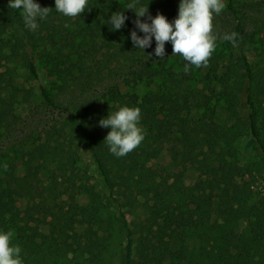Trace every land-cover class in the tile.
<instances>
[{"label":"trees","instance_id":"1","mask_svg":"<svg viewBox=\"0 0 264 264\" xmlns=\"http://www.w3.org/2000/svg\"><path fill=\"white\" fill-rule=\"evenodd\" d=\"M131 2L88 0L89 9L71 18L55 9V0H43L40 6L51 10L33 31L25 27L22 10L0 0V126L17 115L15 64L23 59L41 77L30 48H40L47 75L62 91L105 85L101 94L66 107L41 86L44 100L65 114L28 143L16 162L0 160V230L13 231L24 264H264V186L256 187L264 173V70L247 56L249 35L238 0H225L238 19L228 31L238 34L236 57L224 63L216 50L206 67L185 72L180 55H145L125 78L128 84L158 85L142 96L124 92L118 82L105 84L113 63L141 50L131 40L132 31L144 35L135 11L124 9ZM179 4L139 0L138 7L149 9L140 19L151 23L149 17L159 13L173 22ZM117 11L127 19L111 30L107 22ZM122 106L140 108L145 138L117 157L104 140L111 129L99 121ZM246 131L261 161L243 162L238 140ZM85 151L109 193L81 165ZM165 154L168 164L146 168ZM190 172L197 175L192 183ZM119 199L139 207L144 218L129 222L123 215L118 222L112 207ZM67 207L79 212L82 232L68 231ZM39 215L48 231L32 224Z\"/></svg>","mask_w":264,"mask_h":264},{"label":"rangeland","instance_id":"2","mask_svg":"<svg viewBox=\"0 0 264 264\" xmlns=\"http://www.w3.org/2000/svg\"><path fill=\"white\" fill-rule=\"evenodd\" d=\"M35 2L42 5L43 0H36ZM223 2L225 8L220 14L215 15L213 20L214 32L218 37L214 52H217L216 50H222V60L224 63H228L232 55L234 58L236 57L238 47L236 44L234 46L231 41L226 43L222 37L228 34L229 27L238 23V19L227 12V3L225 0H223ZM237 8L239 10V18L243 21L244 29L249 35L247 36L246 44L247 56L255 69L264 70V0H238ZM155 47L156 43H153L148 49L146 48L147 50L141 49L136 54L113 63L112 70L110 75L107 76L105 84L106 82H118L124 92H135L140 96L156 90L158 85L155 83L150 84L146 81H141L139 83L132 82L128 84L125 81V78L129 76L134 67L146 58L145 55L150 54V56H156ZM39 50L40 48H30L31 58L35 59L40 67V79H36L31 74L27 68V62L23 59L14 66L15 84L12 87V92L18 99L17 115L12 118L7 126H0L1 161L16 162V159H19V152L25 148L28 143L42 138L45 134V128L54 123L56 118L64 116L65 108H55L44 100L41 94L42 85L48 87L57 102H63L65 107L76 104L83 99L95 97L103 92L105 85L97 86L92 89L82 88L80 85H76L74 87H69L65 91L60 90L47 75L45 64L39 55ZM167 55H173L171 42L165 44V56ZM156 58L160 59L158 56H156ZM157 82L160 84L161 80L158 79ZM261 115V119H263L264 109ZM238 144L243 155V162H251L253 160L261 161L262 155L258 151L257 143L254 141L250 132L246 131L238 140ZM168 162L169 156L165 154L160 159L151 162L146 168H154L159 164L166 165ZM81 165L89 171L92 182L104 193H109L103 177L98 171L89 151L82 153ZM196 177V173L190 172L187 179L188 183H192ZM258 181L256 187L259 184L260 186H264V173L263 176H259ZM124 201L119 199L114 202L112 207V211L118 217V222L121 223L123 221V215L129 222H137L144 218V211L139 207L132 209L130 206L126 205ZM64 222L70 233L75 234L82 232L79 212L72 214L69 212V207H67ZM32 224L39 225L48 231L46 227L47 220L44 216H37ZM57 241L62 243L63 239L58 238ZM71 241L73 240L71 239L70 242Z\"/></svg>","mask_w":264,"mask_h":264},{"label":"clouds","instance_id":"3","mask_svg":"<svg viewBox=\"0 0 264 264\" xmlns=\"http://www.w3.org/2000/svg\"><path fill=\"white\" fill-rule=\"evenodd\" d=\"M138 3L139 0H132L124 8L135 11L136 27L144 33L139 36L136 31L131 32V40L137 49L150 47L154 37L156 56L164 58L165 44L171 42L172 54L182 56L187 62L184 65L185 72L190 70V66L201 68L208 65L218 39L213 20L225 8L223 0H180L178 17L173 22L158 13L155 17H149L151 23L141 21L140 17L148 15L149 9L148 6L138 7ZM9 7L22 10L25 27L33 31L38 28L40 21L47 19L51 10L41 7L35 0H9ZM55 9L64 16L75 18L89 9L88 0H55ZM126 19L122 11H117L112 13L107 23L111 30H119ZM237 35L233 32L226 34L223 39L235 46ZM140 120L139 107L122 106L99 121L101 127L111 129L104 140L112 154L126 156L142 143L145 130ZM13 236L11 230H0V264H24L21 247L12 242Z\"/></svg>","mask_w":264,"mask_h":264}]
</instances>
